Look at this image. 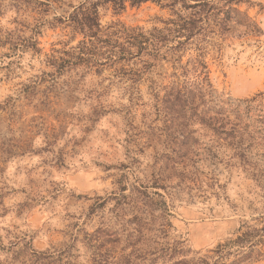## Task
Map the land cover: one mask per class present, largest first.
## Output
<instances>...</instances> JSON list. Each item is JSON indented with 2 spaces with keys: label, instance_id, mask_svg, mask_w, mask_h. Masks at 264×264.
<instances>
[{
  "label": "rangeland",
  "instance_id": "374dc122",
  "mask_svg": "<svg viewBox=\"0 0 264 264\" xmlns=\"http://www.w3.org/2000/svg\"><path fill=\"white\" fill-rule=\"evenodd\" d=\"M96 2L100 40L123 42L120 26L170 40L88 60L68 17ZM207 3L0 0V264H264V243L216 253L244 224L264 227V141L239 152L162 110L203 62L207 104L254 99L243 118L264 126V0ZM193 15L199 33L176 48L171 21Z\"/></svg>",
  "mask_w": 264,
  "mask_h": 264
},
{
  "label": "trees",
  "instance_id": "16d2710c",
  "mask_svg": "<svg viewBox=\"0 0 264 264\" xmlns=\"http://www.w3.org/2000/svg\"><path fill=\"white\" fill-rule=\"evenodd\" d=\"M126 0H112L113 6L115 9L121 10L124 6V2ZM132 3H140L149 0H129ZM155 2H159L161 0H151ZM182 1L185 0H175ZM197 4H194L189 7L192 8H212L207 0H193ZM100 2L92 3L89 5H81L79 6L72 14L68 17V22L71 26L79 30L80 32H84V35L88 40L86 42L81 43V47H79V55H87L89 56L88 60L93 62L94 58L98 56H106L105 58L111 62H121L127 61L128 58H132L134 56H138L139 52L145 51L148 47H153L155 51L158 49V53L166 41L170 39L164 35L161 31L154 29V33H150V36H145L141 32H136L134 30H127L123 26H120V30L118 32H113V34H120L124 37L123 42H118V40H112L111 38H107L105 40H100L98 37L99 32H101V25L99 23L98 18V6ZM202 16H197L194 18V15L187 18H181L177 21H171V23L175 26L172 29H168V31L173 35V39H181L183 41L177 40L176 48L182 46L187 41L192 39L195 35H197L200 30V23ZM99 44V46H98ZM101 48H105L104 52L99 54ZM134 48L137 50L135 53L130 49ZM135 54V55H134ZM128 56V57H127ZM87 60V61H88ZM201 67L200 73L197 75V79L192 84H184L182 86L176 85L169 88L166 92L162 103L164 104L163 111L168 118L176 121L177 117L179 118V114L182 115L180 120L188 121L191 120L193 123L197 122L200 125L206 127L212 132V135L217 137L221 141H225L227 146L232 147L234 150L239 152H246L249 148L260 145L262 141H264V126L259 128H253L252 125H249L245 122L244 117L248 116V114L254 110L253 101L254 99L244 100L239 102L233 106H230L229 110L226 111L222 107L216 108L215 106H210L207 104L209 99L212 101L213 97L211 95V85L208 77V73L206 72V66L201 62L199 64ZM206 104V105H205ZM208 106V109H212L215 111L208 112V109L205 108ZM256 117V120L260 122L262 125L264 124V112H260ZM186 118H188L186 120ZM180 124V126H182ZM180 132V131H179ZM183 145V141L181 142ZM220 145V144H219ZM212 147H209V151ZM178 157L184 156V152L182 149H178L176 153ZM253 221V220H252ZM165 225L161 224L162 232H165ZM244 231L236 236L235 239L227 241L222 246H218L216 253L219 257L227 250L234 248L236 252L241 253L243 249L247 248L250 251L257 245L264 243V227L256 228L253 226H249L244 224ZM165 251H169V249L165 248ZM173 250V249H172ZM162 251V250H161ZM174 251V250H173ZM181 253V251H179ZM168 264H209L203 258H182L176 260L174 262Z\"/></svg>",
  "mask_w": 264,
  "mask_h": 264
}]
</instances>
